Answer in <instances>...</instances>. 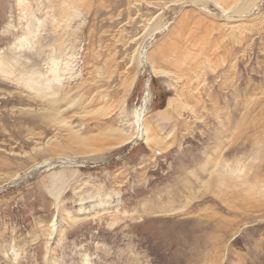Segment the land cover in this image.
I'll return each instance as SVG.
<instances>
[{"label":"rangeland","instance_id":"1","mask_svg":"<svg viewBox=\"0 0 264 264\" xmlns=\"http://www.w3.org/2000/svg\"><path fill=\"white\" fill-rule=\"evenodd\" d=\"M0 58V264H264V0H0Z\"/></svg>","mask_w":264,"mask_h":264},{"label":"bare ground","instance_id":"2","mask_svg":"<svg viewBox=\"0 0 264 264\" xmlns=\"http://www.w3.org/2000/svg\"><path fill=\"white\" fill-rule=\"evenodd\" d=\"M51 61H52V66L50 68L51 77H46L40 71H34V69H31V70H29V72H30L29 75L26 78H24L22 80V82L24 83V85H26L30 89L36 90L38 92H41L44 95L50 94L53 97V98H51L52 103L54 105H57V101L58 100H57V98H54V95H55L54 90L58 87L57 85L61 82L62 74H61V69L59 67V63L55 59H51ZM13 68H14L13 64H9L4 59L0 58V72H2L3 74H13V72H14ZM58 89H59V87H58ZM55 111H57V110H55ZM142 117H143V115L141 113V109L140 108H136L135 112H134V119H135L134 120V125L135 124L139 125L140 121H142ZM130 127H131L130 125H128L127 128L124 127V130H126L125 132H130ZM139 138H141V139L143 138L145 143H147V144L149 143L150 139H149V136H148V132L146 130H144L143 133H141V132H137L136 133V130H135V132H133L131 134L130 133L128 135L126 134V136H125V139H126L125 144H129L131 142H135V139H139Z\"/></svg>","mask_w":264,"mask_h":264},{"label":"water","instance_id":"3","mask_svg":"<svg viewBox=\"0 0 264 264\" xmlns=\"http://www.w3.org/2000/svg\"><path fill=\"white\" fill-rule=\"evenodd\" d=\"M146 103H144V106H145Z\"/></svg>","mask_w":264,"mask_h":264}]
</instances>
